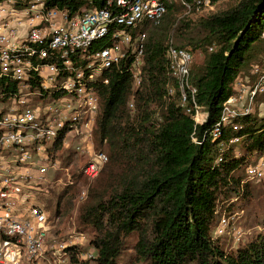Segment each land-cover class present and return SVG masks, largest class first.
Listing matches in <instances>:
<instances>
[{
    "label": "trees",
    "instance_id": "16d2710c",
    "mask_svg": "<svg viewBox=\"0 0 264 264\" xmlns=\"http://www.w3.org/2000/svg\"><path fill=\"white\" fill-rule=\"evenodd\" d=\"M43 1L46 8L69 14L105 5L103 0ZM219 1L211 0V6ZM183 12L179 5L169 6L160 23L147 29L139 86L134 87L126 61L107 71L108 84L96 88L99 113L93 141L96 149H106L108 162L77 216L79 226L94 231L89 248L95 264H120L132 235L135 264H264V218L261 232L246 241L242 234L236 236L233 222L234 209L264 185L246 172L264 158V116L237 117L232 126L222 127L219 137L211 135L246 60L262 54L264 0H240L197 20L191 16L198 13L194 7ZM107 43L99 40L95 48ZM170 45L199 55L190 77L195 101L206 114L202 124L185 113L178 92L167 94L174 86L166 58ZM15 91V83L0 80L2 101ZM61 150L55 143L51 158ZM67 192L56 196L55 215ZM39 205L50 223V206ZM221 219H227V226L217 234ZM227 236L225 246L220 240ZM67 250L69 264H88L78 259L84 248Z\"/></svg>",
    "mask_w": 264,
    "mask_h": 264
},
{
    "label": "built area",
    "instance_id": "2783aa9c",
    "mask_svg": "<svg viewBox=\"0 0 264 264\" xmlns=\"http://www.w3.org/2000/svg\"><path fill=\"white\" fill-rule=\"evenodd\" d=\"M103 1L100 9L73 14L48 9L43 0L19 6L15 0L0 3V80L16 84L4 101L0 94V264H69L67 248L80 246L83 237L55 240L32 189L58 168L50 148L58 143L61 149L87 154L81 173L94 180L108 160L94 150L93 141L99 113L96 88L108 84L105 73L128 61L133 85L139 86L147 29L159 24L174 4L185 14L193 7L198 13L211 7V0ZM103 39L108 43L95 48ZM166 58L174 80L167 94L178 92L179 105L202 124L206 114L195 101L190 77L194 55L170 45ZM250 67L247 76L236 79L235 95L223 103L211 131L214 138L237 117L251 114L255 100L264 94V56ZM71 141L77 144L69 149ZM246 172L264 183V158ZM226 226L227 219H221L217 234ZM94 258L92 248L78 257L88 264Z\"/></svg>",
    "mask_w": 264,
    "mask_h": 264
},
{
    "label": "rangeland",
    "instance_id": "374dc122",
    "mask_svg": "<svg viewBox=\"0 0 264 264\" xmlns=\"http://www.w3.org/2000/svg\"><path fill=\"white\" fill-rule=\"evenodd\" d=\"M239 1L240 0H220L210 8H207L191 16L195 20L199 18H206L212 13L225 10L228 7L235 5ZM184 14L185 13L183 12V15ZM259 43L260 42L254 43L252 48L256 47ZM261 48L262 54L259 53L258 55H256L257 58L255 59V61L246 60L247 67L245 68V71H242L239 78L247 76L251 68V64L253 62H258L260 58L264 56V44L261 46ZM248 53H250V51ZM198 57L199 55L195 54L194 60ZM195 65L196 63L194 62L193 68L195 67ZM232 95H235V93L233 92ZM252 113L256 114L258 117L264 116V94L257 97V99L255 100ZM76 144L77 143L75 141H71V144H69V149H72V147L74 148ZM94 150L104 152L108 158V153L105 148L98 150L96 149V146L94 144ZM68 152H70V150L67 151L62 149L61 151H57V154L52 159V161H57V170H49V174L47 173V179L45 180L43 185L32 187L34 192L33 194L39 204H43L45 207L46 205L50 206L47 212L49 214L50 224L52 226L51 235L55 240L67 241L75 237H83V239H78V243H80V246L82 248L89 249V241L93 237L94 231L91 228H84L83 226L78 225V208L88 199L89 192L94 186V183L98 179L100 174L94 180H88L81 173V167L88 158L87 154L73 153L75 155L74 156L72 154H69ZM71 152L73 151L71 150ZM78 174H81V176L77 177ZM66 189L68 190V192L65 195L66 197L62 199L60 213L58 215H55V198L58 194L64 193ZM82 193H84L85 195L83 196ZM37 197L39 198L38 200ZM36 201L32 200L31 203H36ZM263 218L264 185H257V187L254 188L252 199L234 209L233 222H235L234 226L236 227V236H241L242 234L243 240H249L255 234L261 232V221ZM231 231H234V228L231 229ZM213 234L215 236V231L213 232ZM230 238L231 237L227 236L226 238H222V240L220 241H225L226 246L228 245V243H230ZM135 242V235L127 238L126 244L124 246V249H122L119 259L120 264H135L133 261L135 255L132 249V246L133 244H135ZM50 261L54 262L55 260L51 258ZM93 264L95 263L93 262Z\"/></svg>",
    "mask_w": 264,
    "mask_h": 264
}]
</instances>
